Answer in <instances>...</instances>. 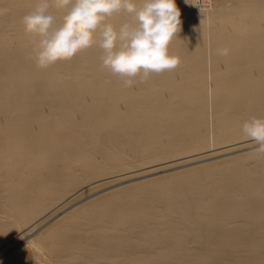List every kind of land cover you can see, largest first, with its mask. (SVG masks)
I'll return each instance as SVG.
<instances>
[{
  "label": "bare ground",
  "instance_id": "1",
  "mask_svg": "<svg viewBox=\"0 0 264 264\" xmlns=\"http://www.w3.org/2000/svg\"><path fill=\"white\" fill-rule=\"evenodd\" d=\"M38 2L0 0V264H264V0H176L180 64L131 87L98 44L38 67Z\"/></svg>",
  "mask_w": 264,
  "mask_h": 264
},
{
  "label": "clouds",
  "instance_id": "2",
  "mask_svg": "<svg viewBox=\"0 0 264 264\" xmlns=\"http://www.w3.org/2000/svg\"><path fill=\"white\" fill-rule=\"evenodd\" d=\"M201 3L192 5L201 11ZM53 5L66 9L58 23L49 11ZM116 13L131 19L119 25L108 22ZM22 22L25 32L36 38L33 54L40 68L70 60L94 44L103 50V65L113 75L127 77L128 87L135 82L132 78L139 77L143 83L150 73L170 71L180 64V57L170 53L182 26L176 0H39ZM220 54L227 55V49ZM243 132L264 153V118L246 121Z\"/></svg>",
  "mask_w": 264,
  "mask_h": 264
},
{
  "label": "rangeland",
  "instance_id": "3",
  "mask_svg": "<svg viewBox=\"0 0 264 264\" xmlns=\"http://www.w3.org/2000/svg\"><path fill=\"white\" fill-rule=\"evenodd\" d=\"M229 10H230L231 12H235V11H236V8H235V6L231 5L230 8H229ZM254 148H257V147H254ZM254 148H253V149H254Z\"/></svg>",
  "mask_w": 264,
  "mask_h": 264
}]
</instances>
